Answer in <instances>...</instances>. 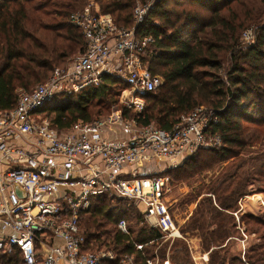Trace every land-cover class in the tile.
<instances>
[{
	"label": "trees",
	"instance_id": "16d2710c",
	"mask_svg": "<svg viewBox=\"0 0 264 264\" xmlns=\"http://www.w3.org/2000/svg\"><path fill=\"white\" fill-rule=\"evenodd\" d=\"M181 1L185 4H180ZM97 2L100 12L111 15L119 27H135L138 36L154 38L143 60L163 82L146 96L147 107L136 118L139 125L155 123L160 129L170 130L182 114L204 103L218 116L211 133L220 135L223 145L211 151L199 149L167 173L172 176L174 171L183 170L182 176L189 175L202 167L231 161L209 188L208 207L203 210L206 213L196 210L183 232L202 231V246L211 251L209 264H264V243L250 247L244 258L224 255L232 239L225 220H229L232 228L236 227L229 212H235L238 201L254 192L253 188L248 189L252 174L264 185V154L260 152L264 146L262 13L260 21L248 19L256 30L253 42L244 44L239 35L246 27L243 22L235 23L233 14L234 4L241 3L240 0H161L138 26L133 17L135 0ZM85 3L86 0H0V109H13L20 89L31 90L42 84L54 68L65 66L79 56L86 39L70 23V16L83 9ZM125 86L121 79L105 75L99 85L79 93L60 94L41 110L48 113L54 128L66 130L79 120L90 122L102 116L103 108L113 103L116 91ZM258 145L260 149L254 152ZM203 152L212 155L205 158ZM246 166L249 170L241 171ZM115 202L117 207H113ZM128 207L121 199L103 195L83 213L81 226L87 236L84 250L92 252L109 245L119 256L128 252L135 256L136 264H148L156 256L152 248L161 245V250L171 243L159 230L142 227L137 238L131 229L129 234L116 230L118 222L130 215L132 207ZM116 210L119 213L114 215ZM248 218L264 225L260 217L249 214ZM137 244L143 245V249L139 250ZM165 249L162 259L166 258ZM169 250L174 264L189 262L186 243L175 240ZM0 262L23 264V258L15 249L0 254ZM106 264H119V261Z\"/></svg>",
	"mask_w": 264,
	"mask_h": 264
},
{
	"label": "built area",
	"instance_id": "2783aa9c",
	"mask_svg": "<svg viewBox=\"0 0 264 264\" xmlns=\"http://www.w3.org/2000/svg\"><path fill=\"white\" fill-rule=\"evenodd\" d=\"M148 1L135 7L136 26L147 20L159 0ZM70 23L86 39L79 56L54 68L45 83L20 89L13 109H0V254L17 249L23 264H136L134 255L119 256L107 245L85 251L82 214L103 195L139 201L144 218L165 240L182 238L164 199L167 178L142 173L155 164L177 167L199 149L221 147L220 135L211 133L218 116L199 105L182 114L170 130L152 124L132 129L121 113L79 120L66 130L54 128L50 116L39 112L60 93H79L113 74L128 87L127 105L141 113L146 96L163 82L143 60L152 36H138L135 27H119L94 3L72 12ZM127 227L126 220L118 222L120 231L128 233ZM159 261L157 256L147 263L172 264L169 259Z\"/></svg>",
	"mask_w": 264,
	"mask_h": 264
},
{
	"label": "rangeland",
	"instance_id": "374dc122",
	"mask_svg": "<svg viewBox=\"0 0 264 264\" xmlns=\"http://www.w3.org/2000/svg\"><path fill=\"white\" fill-rule=\"evenodd\" d=\"M161 1V0H159ZM158 1V2H159ZM241 3L239 4H234V9H233V14L235 16V23H240L243 22L245 25V29L240 31V39L241 42L244 44H249L253 42V37L254 33L256 30L255 24L248 20L250 18L255 19L256 21H260V12L262 13L264 17V0H240ZM149 1L148 0H135V3L133 5V17H134V10L136 6H141V5H146ZM157 2V3H158ZM94 3L95 7H99V3L97 0H86V3L84 4L86 7L88 4ZM185 4L184 1H181L180 4ZM182 4V5H183ZM173 6V5H171ZM170 6V7H171ZM154 7V6H153ZM180 9V7H178ZM77 10V11H81ZM231 14V11L227 15L229 16ZM149 16V15H148ZM113 18V17H112ZM116 23V22H115ZM238 36V37H239ZM71 61V60H70ZM227 62V58L225 59V63ZM227 65V64H225ZM60 67H64L63 65ZM223 75V74H222ZM115 76L116 75H111ZM161 77V76H160ZM163 80V79H162ZM46 82V81H45ZM43 82V83H45ZM42 83V84H43ZM39 85V84H38ZM128 87H123L122 89L116 91V96H114L113 103L109 105L107 108H103L104 114L102 116H99L97 119L101 118H108L110 115L114 113H121L127 115L124 120L125 123H131L132 124V129H139L141 128L139 124L135 125L136 123V118L137 114L139 113V110L135 108L133 105L129 106L127 105V97L124 95L126 92V89ZM62 95V93H60ZM59 94V95H60ZM201 105H205L208 109L214 110L211 108V106L208 105V103H204ZM147 107V101L145 103V108ZM101 108V107H100ZM99 108H96L98 110ZM40 114L47 115L48 113L45 112V110H41L39 112ZM187 114V113H186ZM48 116V115H47ZM94 119V120H95ZM135 119V120H134ZM138 123V122H137ZM155 128H159L157 124H152ZM109 136H115L113 133H109ZM122 135V134H121ZM259 146V145H258ZM254 147L253 151L258 152L260 149L259 147ZM218 148L216 146L214 147H207L204 148L205 151H211V149ZM264 151V146L261 147V154ZM212 155L210 152H203V156L209 157ZM184 160H180V164H182ZM231 161H226V162H218L216 165L212 167H202L200 170H195V172L190 173L189 175H181V173H185L183 170H176L172 174V176H168L167 173L171 170L177 169V167H169V163H161V164H155L150 168H147L146 171H144L145 176L149 177L150 173H156L159 174L160 176L167 178L166 184H165V196L164 199L168 206L171 209V213L174 216V219L176 220L178 226L181 229L182 238H179L176 241L178 242H183V243H204V237L202 234V231H188V232H183L185 229L188 228L191 220L188 219L185 222H182V218H186L187 214L192 213L191 216L194 214V212L197 210H207L208 207V199H209V188L211 185H214L215 182L218 180L219 176L222 175L228 166H230ZM249 167L246 166L243 168L241 171H248ZM252 180L248 183V189L250 190L251 188L254 189V192H251L250 194H247L243 196L237 203V210L235 212L238 213V216L231 214L232 217L231 219L233 220V223L236 222V227L235 229L231 227V224H229V220H225V222L228 224L227 229H230L231 234H232V239L230 242L229 247L227 248L228 250L225 252L224 255L231 256V255H237L241 256L243 258V255L241 254L242 251L239 249L238 244L236 243H246L247 251H249L250 247H253V245L259 244V243H264V225H257L255 222L250 221L248 216L249 214L255 215L257 217H260L262 221H264V185L263 183L258 181V178L254 176V174L251 175ZM221 193H219L220 195ZM217 198V196H216ZM213 200L215 198H212ZM117 202L114 203L113 207H117ZM129 207L131 208V214L128 215L127 217H124L128 221V229L133 231V235L137 236L138 229L143 227L146 223L144 222L143 218H140L138 213L137 208L129 204ZM128 207V208H129ZM136 208V210H135ZM130 209V208H129ZM203 211V212H204ZM233 212V210H232ZM233 212V213H235ZM119 213V210L114 211V215H117ZM138 213V214H137ZM206 213V212H204ZM200 217V216H199ZM191 218V217H189ZM207 220H210L209 218L206 217ZM180 222V223H179ZM145 223V224H144ZM183 223V224H182ZM214 224H218V219L214 221ZM147 225V224H146ZM118 226V225H117ZM110 231L113 230L109 228ZM117 228L116 230H118ZM113 233V232H112ZM111 233V234H112ZM165 249L166 257L171 255V252L169 250L170 245L172 244V241H170ZM164 244V243H162ZM109 246V245H107ZM161 246V245H160ZM152 248L151 251H154L153 253H158L159 258H160V263H162L161 255L163 254V249L161 250L160 248ZM165 246V245H164ZM159 249V250H158ZM247 253V252H246Z\"/></svg>",
	"mask_w": 264,
	"mask_h": 264
},
{
	"label": "crops",
	"instance_id": "0c3cea01",
	"mask_svg": "<svg viewBox=\"0 0 264 264\" xmlns=\"http://www.w3.org/2000/svg\"><path fill=\"white\" fill-rule=\"evenodd\" d=\"M97 161H99V159H97ZM142 174H144L145 175V173L143 172ZM152 173H150L149 175H151ZM112 198H115V199H121V198H118V197H112ZM121 200H123V202H127V206H129L128 205V203L129 204H132V205H134L136 208H137V210H138V213L139 214H142V218H143V220H144V222L147 224H145L144 226H143V228L144 229H154V230H158L157 228H154V227H152L147 221H146V219L144 218V215H143V211H144V205H143V203H141V202H139V201H134V200H127V199H121ZM229 213H232V212H229ZM191 214L192 213H189V214H187V216H186V218H182V222H185L186 223V221L188 220V219H190L189 217H191ZM232 214H234V215H236V216H238V213L237 212H235V213H232ZM122 220V219H121ZM123 220H126V219H124L123 218ZM126 222H127V224H129L128 223V221L126 220ZM180 223V222H179ZM183 224V223H182ZM129 226V225H128ZM180 226V225H179ZM117 228H118V226H117ZM129 228V227H128ZM142 228V227H141ZM141 228H139L138 229V233H139V231L141 230ZM119 230V229H118ZM122 232V231H121ZM123 233H125V232H123ZM130 233V230L128 229V233H126V234H129ZM138 233H137V236H138ZM137 236H134V237H136L137 238ZM174 242V241H173ZM172 242V243H173ZM139 243V242H138ZM236 244H238V246H239V249L242 251V255H243V257H244V254H246V252H247V247H246V243H236ZM137 245H141V244H137ZM186 245H187V247H188V250H189V262L187 263V264H209V261H210V252L211 251H209V250H205L204 248H203V246H202V243H186ZM245 245V247H246V251L244 252L243 251V246ZM157 252V251H156ZM154 253L156 256H155V258L158 256L159 257V255H158V253ZM126 253H128V252H126ZM155 258H153V259H155ZM207 258H208V260H207ZM166 259H169L170 261H171V259L169 258V256H167L164 260H166ZM164 260H162V261H164ZM171 263L172 264H174L172 261H171Z\"/></svg>",
	"mask_w": 264,
	"mask_h": 264
},
{
	"label": "water",
	"instance_id": "95a60500",
	"mask_svg": "<svg viewBox=\"0 0 264 264\" xmlns=\"http://www.w3.org/2000/svg\"><path fill=\"white\" fill-rule=\"evenodd\" d=\"M16 189H17V191L19 192L20 195H22V196L25 195V192L21 189L20 186L16 185Z\"/></svg>",
	"mask_w": 264,
	"mask_h": 264
}]
</instances>
